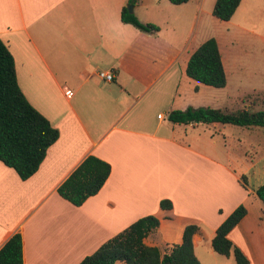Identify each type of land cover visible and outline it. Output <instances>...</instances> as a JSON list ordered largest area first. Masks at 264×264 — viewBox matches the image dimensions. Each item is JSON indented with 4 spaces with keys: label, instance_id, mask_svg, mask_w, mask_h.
I'll use <instances>...</instances> for the list:
<instances>
[{
    "label": "crops",
    "instance_id": "obj_1",
    "mask_svg": "<svg viewBox=\"0 0 264 264\" xmlns=\"http://www.w3.org/2000/svg\"><path fill=\"white\" fill-rule=\"evenodd\" d=\"M215 2L139 0L133 12L160 26L151 33L122 20L129 0H0V37L15 58L19 85L60 131L28 179L0 160V249L21 233L23 264H80L154 214L160 225L145 237L148 245L170 251L196 223L195 254L217 261L216 230L244 204L247 213L229 238L248 264H264V201L255 192L264 183V156L243 159L233 151L257 126L178 124L168 117L189 106L240 109L227 103L230 74L237 75L239 98L264 93V68L254 80L253 69L229 55L241 40L264 48V0H241L229 20L213 14ZM210 37L219 44L225 87L186 72L193 51ZM89 154L108 161L111 174L97 194L75 205L58 187ZM164 198L172 209L161 208ZM223 256L237 264L233 253Z\"/></svg>",
    "mask_w": 264,
    "mask_h": 264
},
{
    "label": "trees",
    "instance_id": "obj_2",
    "mask_svg": "<svg viewBox=\"0 0 264 264\" xmlns=\"http://www.w3.org/2000/svg\"><path fill=\"white\" fill-rule=\"evenodd\" d=\"M180 4L188 0H171ZM139 0H129L136 5ZM241 0H216L213 14L221 20H229L235 14ZM122 20L146 32H157L160 26L141 21L128 6L123 7ZM186 72L200 83L225 87L227 74L221 51L215 37H210L196 48L190 56ZM169 120L178 124L213 123L234 124L245 127L264 128V109H228L211 106H189L173 109ZM60 131L51 121L31 104L18 82L15 58L8 45L0 37V160L14 168L22 179L31 177L40 167L49 147L57 141ZM111 164L89 154L59 185L61 196L75 205H82L90 196L97 194L111 174ZM245 186L246 177L242 176ZM264 201V183L255 189ZM162 209L170 210L173 203L164 198ZM247 213L244 204L237 206L220 224L212 239L213 249L222 255L234 254L237 264H248L244 252L229 238V232ZM160 225L154 214L145 215L127 228L104 242L94 253L86 256L80 264H201L195 254L193 235L200 231L196 223L188 224L183 240L170 251L148 245L147 237ZM23 238L14 234L0 249V264H23Z\"/></svg>",
    "mask_w": 264,
    "mask_h": 264
},
{
    "label": "rangeland",
    "instance_id": "obj_3",
    "mask_svg": "<svg viewBox=\"0 0 264 264\" xmlns=\"http://www.w3.org/2000/svg\"><path fill=\"white\" fill-rule=\"evenodd\" d=\"M256 41H253V43H248L249 41L245 42L244 40H241L240 42H236L235 46L229 50V55L231 58H235L240 61L243 60L244 63H247L253 69L254 80L259 78L258 76L260 74L258 71L261 72L262 68H264V48H262L263 46H261ZM247 43L249 46H247ZM250 44H253V46L251 47ZM255 71H257L256 74ZM236 78L237 75L230 74V84L227 89L228 91L226 92L232 97L228 99V106L233 108H243L244 105H249L253 106L256 110L264 109V93L258 94L251 92L241 98L238 97V83L236 82ZM248 134L249 133H246L248 141L243 142L242 145L235 146L233 151L237 153V155L243 157V159H247L245 158V155H248L249 157L255 153L259 154L260 156H264V128L256 127V134ZM249 143H252L254 147L249 145ZM198 255L202 264H226L227 262L226 257L216 253L215 256H217V261L214 258L203 254L200 250L198 251Z\"/></svg>",
    "mask_w": 264,
    "mask_h": 264
},
{
    "label": "built area",
    "instance_id": "obj_4",
    "mask_svg": "<svg viewBox=\"0 0 264 264\" xmlns=\"http://www.w3.org/2000/svg\"><path fill=\"white\" fill-rule=\"evenodd\" d=\"M99 75L106 80H112L114 78V73L112 71H99ZM66 94L70 95L72 91L67 90Z\"/></svg>",
    "mask_w": 264,
    "mask_h": 264
},
{
    "label": "water",
    "instance_id": "obj_5",
    "mask_svg": "<svg viewBox=\"0 0 264 264\" xmlns=\"http://www.w3.org/2000/svg\"><path fill=\"white\" fill-rule=\"evenodd\" d=\"M128 8L130 12H133L134 5L133 4H128Z\"/></svg>",
    "mask_w": 264,
    "mask_h": 264
}]
</instances>
